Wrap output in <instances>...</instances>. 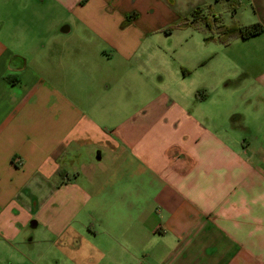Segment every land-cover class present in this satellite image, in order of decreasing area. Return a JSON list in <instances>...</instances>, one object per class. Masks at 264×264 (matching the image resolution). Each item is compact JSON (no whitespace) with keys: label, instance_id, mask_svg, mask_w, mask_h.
<instances>
[{"label":"crops","instance_id":"crops-1","mask_svg":"<svg viewBox=\"0 0 264 264\" xmlns=\"http://www.w3.org/2000/svg\"><path fill=\"white\" fill-rule=\"evenodd\" d=\"M214 3L0 0V264H264V33L163 45Z\"/></svg>","mask_w":264,"mask_h":264},{"label":"rangeland","instance_id":"rangeland-1","mask_svg":"<svg viewBox=\"0 0 264 264\" xmlns=\"http://www.w3.org/2000/svg\"><path fill=\"white\" fill-rule=\"evenodd\" d=\"M209 5L211 4L201 6V8H203L202 15L206 14L218 16L225 24L236 22L241 25H249L254 23V15L250 7L247 6L245 2L236 8V13L233 12V9H230L225 2L212 4L211 11H208L207 9V6ZM164 8L165 6L159 7L158 13L160 14L161 23L165 24L162 28V39L164 41L163 45H166L169 48L171 57L177 59L188 58L189 61V59L195 55L204 54L206 57H210L217 55V50H224L218 41H209L205 39L209 36L207 30L198 31L194 28V25H188V23H185L187 18L189 20L191 19V13L188 14V12L185 13L183 10L181 11V9H177L174 13L170 12L168 15V12H164ZM130 17L131 16H129V18ZM200 26L204 29L203 25ZM247 44L250 47L252 54L258 56L261 54L264 55V42L258 44L256 47L253 46V43L251 42ZM182 70H184V68H182ZM186 71L188 72V75H191L188 77V82L191 81V83L192 81H200L205 76L202 75V73H192L190 68ZM198 94L197 97H201V94Z\"/></svg>","mask_w":264,"mask_h":264},{"label":"trees","instance_id":"trees-1","mask_svg":"<svg viewBox=\"0 0 264 264\" xmlns=\"http://www.w3.org/2000/svg\"><path fill=\"white\" fill-rule=\"evenodd\" d=\"M85 0H81L83 3ZM217 2H225L226 5L233 9L240 6L241 0H215ZM208 11H211V5L207 6ZM203 8L197 7L190 14V20L187 18L185 23L188 25H194V28L198 31L207 30L209 36L205 39L209 41H218L222 45H228L231 40L240 38L243 40L264 33V25L259 22L241 25L236 22L231 24H225L222 19L215 15H202ZM211 13V12H209ZM200 25L204 26V29ZM184 72V70H182Z\"/></svg>","mask_w":264,"mask_h":264},{"label":"built area","instance_id":"built-area-1","mask_svg":"<svg viewBox=\"0 0 264 264\" xmlns=\"http://www.w3.org/2000/svg\"><path fill=\"white\" fill-rule=\"evenodd\" d=\"M16 161L19 163L20 162V160L19 159H16ZM140 264H145L144 262H141Z\"/></svg>","mask_w":264,"mask_h":264}]
</instances>
